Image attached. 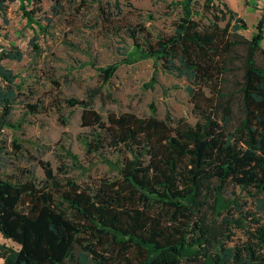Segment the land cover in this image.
I'll return each mask as SVG.
<instances>
[{
	"label": "trees",
	"instance_id": "1",
	"mask_svg": "<svg viewBox=\"0 0 264 264\" xmlns=\"http://www.w3.org/2000/svg\"><path fill=\"white\" fill-rule=\"evenodd\" d=\"M14 1L0 0V14ZM40 3L27 0L32 9L22 10L45 32ZM178 6L171 35L153 38L140 28L143 41L134 38L120 62L90 65L108 83L120 65L152 60L156 72L189 84L197 121L155 111L104 119L93 107L97 89L88 100L68 99L82 109L86 155L115 152L117 160L102 162L116 178L83 188L47 163L43 180L26 171L0 175V236L9 242L0 244L2 264H264V11L246 38L245 21L224 0ZM22 58L16 48L0 52V59ZM18 77L0 65V154L4 130L17 129L10 116L23 86ZM12 144L21 149L17 139ZM236 232L243 238L231 245Z\"/></svg>",
	"mask_w": 264,
	"mask_h": 264
},
{
	"label": "rangeland",
	"instance_id": "2",
	"mask_svg": "<svg viewBox=\"0 0 264 264\" xmlns=\"http://www.w3.org/2000/svg\"><path fill=\"white\" fill-rule=\"evenodd\" d=\"M224 2L247 25L239 33L250 38L264 11V0ZM24 5L32 9L27 0H15L5 15L0 14V52L16 48L23 54L20 62L0 59V65L19 76L16 83H23L10 116L17 129H5L2 136V177L13 178L26 171L43 180L40 164L47 163L59 179H75L83 188L114 180L116 172L102 161H115L117 154L86 155L81 140L88 130L81 126L82 109L66 102L70 98L88 100L96 89L93 107L104 119L110 113L148 117L155 111L157 117L168 114L175 122L197 121L186 91L189 84L161 69L156 72L152 60L120 65L108 83L95 68L126 57L134 38L144 39L140 28L153 38L171 35L181 15L178 0H41L38 18L45 32L28 23ZM34 36H39V50L31 44ZM13 139L21 145L19 151ZM235 193L245 198L237 189ZM242 238L236 232L230 244Z\"/></svg>",
	"mask_w": 264,
	"mask_h": 264
},
{
	"label": "crops",
	"instance_id": "3",
	"mask_svg": "<svg viewBox=\"0 0 264 264\" xmlns=\"http://www.w3.org/2000/svg\"><path fill=\"white\" fill-rule=\"evenodd\" d=\"M0 244H9V242L6 239H4V238H2L0 236ZM0 264H2V260L1 259H0Z\"/></svg>",
	"mask_w": 264,
	"mask_h": 264
}]
</instances>
